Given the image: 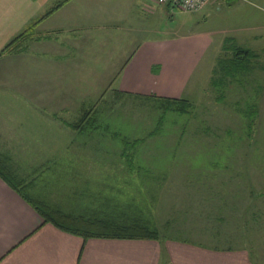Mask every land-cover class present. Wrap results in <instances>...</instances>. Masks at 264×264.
I'll return each mask as SVG.
<instances>
[{"label":"crops","instance_id":"0c3cea01","mask_svg":"<svg viewBox=\"0 0 264 264\" xmlns=\"http://www.w3.org/2000/svg\"><path fill=\"white\" fill-rule=\"evenodd\" d=\"M145 1L0 0V49L43 17L23 47L0 56V155L7 167L25 183L27 195L47 199L64 212L148 223L158 232L155 239H84L44 222L0 177V264H264L246 246L217 247L178 237L169 210L159 209L161 189L172 181H144L151 167L134 163L118 174V167L98 158L109 153L78 143L89 138L106 100L178 98L195 59L211 42L205 33L145 38L138 14H131L150 10ZM221 1L208 0L203 8ZM238 9L236 19L246 23L249 14ZM14 110L34 114L33 132L14 130L13 124L25 127L24 117L13 118ZM49 130L57 133L48 135ZM32 140L37 144L28 143ZM46 140L58 148L45 151ZM46 171L53 175L47 180L41 176ZM139 181L156 188L153 203L145 192L139 195ZM50 191L51 197H44Z\"/></svg>","mask_w":264,"mask_h":264},{"label":"rangeland","instance_id":"374dc122","mask_svg":"<svg viewBox=\"0 0 264 264\" xmlns=\"http://www.w3.org/2000/svg\"><path fill=\"white\" fill-rule=\"evenodd\" d=\"M166 1L154 4L146 0L150 10L138 8L131 14H138L139 28L145 38L157 33L162 38L177 39L191 34L210 36V44L194 61L196 65L185 89L177 95L188 101V112L166 108L164 100L116 97L102 103L95 115L97 124L88 128L89 138L78 143L109 153L98 158L118 167V174H125L126 165L134 163L151 167L143 175L144 181H172L170 187L161 189L159 209L169 210L170 218L180 229L175 231L178 237L217 247L246 246L261 263L264 261V223H261L264 222L261 216L264 212V0L247 4L222 0V4H209L199 11H184L174 0ZM239 4L243 5L240 9ZM237 9L249 14L246 23L236 19ZM249 25L257 28L246 30ZM150 30L155 33L150 34ZM237 47L257 51L258 57L246 69L232 68L231 58ZM15 103L19 106V101ZM23 117L25 127L13 124L14 130L33 132L34 114L14 112L15 121ZM55 130H49L48 135L56 134ZM153 131L154 135L150 134ZM53 141H45L49 146L45 151L58 148L51 144ZM62 158L67 161L66 156ZM41 176L47 180L53 175L46 171ZM141 184L142 181L135 182L139 195L145 192L153 203L156 188ZM51 194L50 191L44 197L50 198ZM159 217L163 222L165 218Z\"/></svg>","mask_w":264,"mask_h":264},{"label":"trees","instance_id":"16d2710c","mask_svg":"<svg viewBox=\"0 0 264 264\" xmlns=\"http://www.w3.org/2000/svg\"><path fill=\"white\" fill-rule=\"evenodd\" d=\"M43 17L33 21L25 30L10 40L1 50L0 55L17 50L23 43L30 39L32 36L31 30L35 28V25ZM258 57L257 52L250 49H243L237 47L231 58L235 70L240 68H248L253 60ZM221 63V61H219ZM219 63V64H220ZM221 69V68H220ZM233 69H227L228 71H234ZM222 70V69H221ZM227 75V74H225ZM217 80V78H214ZM166 108L173 109L176 112L185 111L188 105L186 99L181 98H167L164 99ZM76 126L79 125L75 124ZM0 177L10 185L15 191H17L28 203H30L43 217L44 222H49L56 227L78 236L84 239L88 238H158V232L155 229L149 228L142 222H116L111 219H104L92 216L73 215L71 213L64 212L52 206L47 201L39 198L27 195L25 189V183L18 179L15 174L7 167L4 158L0 155Z\"/></svg>","mask_w":264,"mask_h":264},{"label":"built area","instance_id":"2783aa9c","mask_svg":"<svg viewBox=\"0 0 264 264\" xmlns=\"http://www.w3.org/2000/svg\"><path fill=\"white\" fill-rule=\"evenodd\" d=\"M174 2L184 11H199L207 4L208 0H174Z\"/></svg>","mask_w":264,"mask_h":264}]
</instances>
